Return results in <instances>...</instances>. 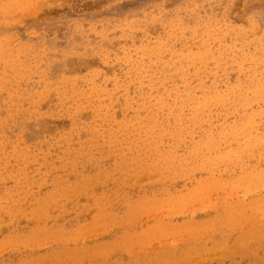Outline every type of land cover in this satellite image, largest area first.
<instances>
[{"label":"rangeland","instance_id":"1","mask_svg":"<svg viewBox=\"0 0 264 264\" xmlns=\"http://www.w3.org/2000/svg\"><path fill=\"white\" fill-rule=\"evenodd\" d=\"M0 264H264V0H0Z\"/></svg>","mask_w":264,"mask_h":264}]
</instances>
